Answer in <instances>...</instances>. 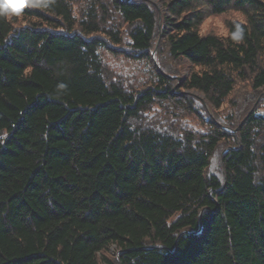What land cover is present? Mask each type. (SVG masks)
<instances>
[{
  "label": "trees",
  "instance_id": "obj_1",
  "mask_svg": "<svg viewBox=\"0 0 264 264\" xmlns=\"http://www.w3.org/2000/svg\"><path fill=\"white\" fill-rule=\"evenodd\" d=\"M160 3L0 0V264H264V0Z\"/></svg>",
  "mask_w": 264,
  "mask_h": 264
},
{
  "label": "rangeland",
  "instance_id": "obj_2",
  "mask_svg": "<svg viewBox=\"0 0 264 264\" xmlns=\"http://www.w3.org/2000/svg\"><path fill=\"white\" fill-rule=\"evenodd\" d=\"M155 2L159 7H161L160 0H151ZM204 28L206 30H211V29H217L221 30L224 29L223 22L217 18H210L205 22Z\"/></svg>",
  "mask_w": 264,
  "mask_h": 264
},
{
  "label": "clouds",
  "instance_id": "obj_3",
  "mask_svg": "<svg viewBox=\"0 0 264 264\" xmlns=\"http://www.w3.org/2000/svg\"><path fill=\"white\" fill-rule=\"evenodd\" d=\"M225 35H230L235 42H241L244 39V29L240 24H236L234 30L230 34L225 32Z\"/></svg>",
  "mask_w": 264,
  "mask_h": 264
},
{
  "label": "snow or ice",
  "instance_id": "obj_4",
  "mask_svg": "<svg viewBox=\"0 0 264 264\" xmlns=\"http://www.w3.org/2000/svg\"><path fill=\"white\" fill-rule=\"evenodd\" d=\"M10 2H11V0H10ZM20 2L23 3V0H20ZM5 8H7V5H5ZM12 10H13L14 12H18V11H19V8L17 7L16 4H13V5H12Z\"/></svg>",
  "mask_w": 264,
  "mask_h": 264
},
{
  "label": "bare ground",
  "instance_id": "obj_5",
  "mask_svg": "<svg viewBox=\"0 0 264 264\" xmlns=\"http://www.w3.org/2000/svg\"><path fill=\"white\" fill-rule=\"evenodd\" d=\"M104 8V7H103ZM104 15V14H103Z\"/></svg>",
  "mask_w": 264,
  "mask_h": 264
}]
</instances>
